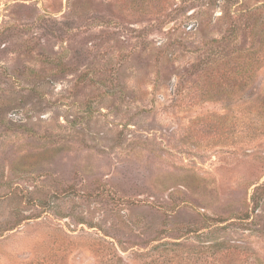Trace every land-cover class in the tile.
<instances>
[{
	"label": "rangeland",
	"instance_id": "1",
	"mask_svg": "<svg viewBox=\"0 0 264 264\" xmlns=\"http://www.w3.org/2000/svg\"><path fill=\"white\" fill-rule=\"evenodd\" d=\"M208 241L264 264V0H0V264Z\"/></svg>",
	"mask_w": 264,
	"mask_h": 264
},
{
	"label": "trees",
	"instance_id": "2",
	"mask_svg": "<svg viewBox=\"0 0 264 264\" xmlns=\"http://www.w3.org/2000/svg\"><path fill=\"white\" fill-rule=\"evenodd\" d=\"M227 227L214 229L225 230ZM144 256L147 257L145 264H260L245 246L227 241H208L198 245L163 242Z\"/></svg>",
	"mask_w": 264,
	"mask_h": 264
}]
</instances>
